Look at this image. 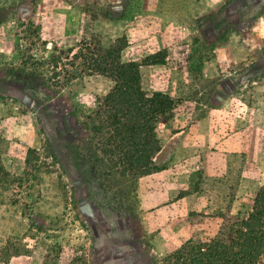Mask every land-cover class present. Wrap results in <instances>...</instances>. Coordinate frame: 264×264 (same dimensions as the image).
<instances>
[{
	"label": "rangeland",
	"instance_id": "374dc122",
	"mask_svg": "<svg viewBox=\"0 0 264 264\" xmlns=\"http://www.w3.org/2000/svg\"><path fill=\"white\" fill-rule=\"evenodd\" d=\"M119 37L122 61L158 52L140 88L172 100L160 170L136 178L82 121L109 80L56 84L39 63ZM0 164V264H174L188 241L264 230V0H0Z\"/></svg>",
	"mask_w": 264,
	"mask_h": 264
},
{
	"label": "trees",
	"instance_id": "16d2710c",
	"mask_svg": "<svg viewBox=\"0 0 264 264\" xmlns=\"http://www.w3.org/2000/svg\"><path fill=\"white\" fill-rule=\"evenodd\" d=\"M124 46L123 37L106 47L97 39H84L65 50L53 47L52 53L40 58L39 63L50 72L47 80L56 84L82 75H101L109 80V89L94 97L82 121L107 169L119 176L136 178L160 170L153 162L160 150L155 128L171 110L172 100L161 92L145 96L140 88L137 69L140 65L160 63L158 52L144 57L141 63L122 61L120 53ZM0 175H8L1 164ZM234 234L229 250L222 249L217 238L188 241L174 264H258L264 256V230L242 223ZM41 264L55 261L45 256Z\"/></svg>",
	"mask_w": 264,
	"mask_h": 264
}]
</instances>
